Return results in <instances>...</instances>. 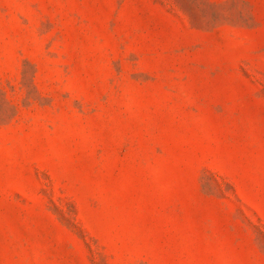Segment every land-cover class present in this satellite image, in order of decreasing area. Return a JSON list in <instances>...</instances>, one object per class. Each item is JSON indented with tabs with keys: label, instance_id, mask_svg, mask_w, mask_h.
<instances>
[{
	"label": "rangeland",
	"instance_id": "374dc122",
	"mask_svg": "<svg viewBox=\"0 0 264 264\" xmlns=\"http://www.w3.org/2000/svg\"><path fill=\"white\" fill-rule=\"evenodd\" d=\"M0 264H264V0H0Z\"/></svg>",
	"mask_w": 264,
	"mask_h": 264
}]
</instances>
